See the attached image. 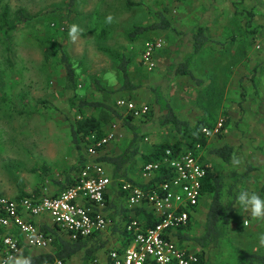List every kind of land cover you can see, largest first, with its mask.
<instances>
[{
    "label": "rangeland",
    "instance_id": "374dc122",
    "mask_svg": "<svg viewBox=\"0 0 264 264\" xmlns=\"http://www.w3.org/2000/svg\"><path fill=\"white\" fill-rule=\"evenodd\" d=\"M6 10L8 25L0 28V197L15 198L45 189L49 193L62 191L67 181L77 175L81 152L72 141L70 128L80 112L87 116L96 114L90 107L82 108L80 102L103 101L112 105L128 98L127 92L118 91L123 83L118 66L121 57H125L131 78L139 86L134 93L140 102L144 98L150 103L152 116L166 113L156 103V91L170 98L168 102L162 99L161 105L169 103L183 113L181 119L185 118L190 126L201 121L215 125L224 120V112H233L220 136L209 138L208 145L198 153L222 179V203L232 202L235 209L231 223L219 226L218 246L208 250L205 259L208 264H224L226 259H242L244 252L264 254L258 239L264 233V220L251 217L236 199L241 191L255 192L264 198V116H259L264 113L259 112L264 108L260 104L264 102V59L253 71L255 63L246 64L254 87L251 88L250 77L248 91L241 92L237 87V93H241L238 101L245 104L237 109L225 104L220 114L212 111V88L203 85L208 52L197 55L200 70L195 68L196 80L175 73L193 51L191 38L198 26L205 27L212 39L209 48L225 51V67L242 60L241 54L233 57L228 49L237 47L248 53L249 40L248 44L244 40L250 38L248 35L254 39L256 34L260 39L257 43L253 40L250 53L263 55L264 0H76L73 6L70 0H0V26ZM159 12L174 29L150 31L135 41L129 38L136 26L156 22ZM109 15L113 17L111 23L106 22ZM73 24L82 30L75 41L69 37ZM159 38L165 45L155 53L156 66L149 70L141 62L145 45ZM258 44L260 49L256 48ZM63 54L78 69L80 85L75 93L66 88ZM97 80L105 87V94L98 91ZM228 86L230 83L225 85L226 90ZM234 95L231 90L227 97L233 100ZM164 133L167 138L163 143H180L186 151L194 149L187 135L171 125ZM224 145L234 148L239 164L233 158L225 163L212 153ZM211 201V194H203L193 225L186 233L190 249L199 254L201 249L193 239L204 235ZM110 234L103 238L110 244L101 254L96 253L95 264H107L103 253L107 255L121 239L119 234ZM39 251L42 250L31 253ZM44 251L51 252L52 248ZM84 256L85 252H81L69 264H83Z\"/></svg>",
    "mask_w": 264,
    "mask_h": 264
},
{
    "label": "built area",
    "instance_id": "2783aa9c",
    "mask_svg": "<svg viewBox=\"0 0 264 264\" xmlns=\"http://www.w3.org/2000/svg\"><path fill=\"white\" fill-rule=\"evenodd\" d=\"M164 45L162 38L146 43L141 62L147 69L155 68L154 55ZM115 105L123 117L136 120L150 112L149 104L139 100L121 98ZM223 124L221 119L202 133L209 139L221 132ZM122 138L120 122L111 123L101 139L95 134L86 137L85 161L74 184L64 191L0 197V264H15L26 250L51 249L56 234L73 242L103 239L117 225L111 207L114 187L129 214L123 227L125 244L117 243L108 252L107 264H200L199 253L182 237L203 198L209 166L198 154L201 146L185 152L166 148L157 161L143 164L138 178L115 179L96 159ZM136 209L150 212L156 224L146 228L145 221L135 216Z\"/></svg>",
    "mask_w": 264,
    "mask_h": 264
},
{
    "label": "trees",
    "instance_id": "16d2710c",
    "mask_svg": "<svg viewBox=\"0 0 264 264\" xmlns=\"http://www.w3.org/2000/svg\"><path fill=\"white\" fill-rule=\"evenodd\" d=\"M75 3H76V0H70V6L75 5ZM7 17H8V11L6 10L2 16V25L0 26V28H5L8 25ZM157 17H158V20L150 25L136 26L134 30L129 33L128 35L129 38L132 41H135L140 35L148 33L150 31H156V30L165 31V30L174 29L172 23H170V21L165 17L163 12H159ZM252 34H255V32H253ZM263 36H264V33L262 37ZM248 37L250 38H245L244 40L245 42L249 40V45L247 46V49H248V52H250V50L253 49V47H251L254 42L253 40H255L257 43L260 39L259 40L257 39L258 36L256 34L254 35V39H252L251 36L249 35ZM211 43H212V39L207 34L206 28L203 26H198L195 29L194 33L192 34V38H191L193 54L191 53L192 54L191 56H188L187 59L183 63L179 64L176 67L175 72L177 76L189 77L192 80H196L195 74L192 71V62H193L192 58L196 55L202 54L204 49L205 48L207 49L208 45ZM247 49H244V50L246 51ZM260 55L261 54L254 55L252 58H250L249 63L259 62L258 64H261L263 57ZM113 56H115L116 58L121 57L120 55H113ZM124 58L125 57H121L120 60H122V62L118 66L119 71L123 77L122 86L118 89V91L127 92L128 99L138 100L137 99L138 97H136L134 91L137 90L139 86L133 82L130 72L128 70L129 61ZM255 58H258V60L255 61ZM61 64L64 66L66 70V77H65L66 88L71 90L74 93L77 92V89L80 85L77 67L71 61L70 57H68L66 54H63L61 56ZM96 84L98 85V91L101 94H105L106 89L105 87L101 86L100 81L97 80ZM197 84L201 85L200 82H197ZM156 92H157L156 93V103L160 106V109L166 111L165 113L166 115H164L163 119L161 120V124L171 125L176 131L180 133H184V135H187V138L189 139L190 144L194 147L193 150H196L198 145L201 146V149L205 148L208 145L209 139L205 137V135L202 133V129L205 127L214 128L216 124L214 125L210 123L209 121H201L195 126H190L188 121H184L178 116V114L170 106L169 103H165L163 107L161 105V100L164 98L159 91H156ZM115 104L109 105L103 101L80 102V106L82 108L90 107L94 111H96V114H93V115L91 114L90 116H87L83 111L80 112L78 119L70 128V134L72 137V141L76 145V147L79 148V151L81 152L80 159H79V166H81L82 163L85 161V157H84V147L85 146L84 145H85L86 137L92 134H95L99 139L103 138L108 133V132L106 133L107 126L112 122H120L121 130L127 127L131 131V134L133 135V138L128 144V146L126 148H121V151L123 150V152H121L120 154L118 155L110 154L109 151L107 152L106 150L108 147L107 146L103 150V152L100 153L99 157L96 159L97 162L102 163V165H104L107 168L110 175L113 174L111 175L113 177L115 175H119L123 173V175L119 178H129L128 170L137 164L136 160L138 158H141L140 159L141 164L155 162L160 158V155L163 153V151L166 148H171L178 152L186 151L183 149L180 143H175L172 145V144L165 142L162 144L160 143V144L154 145V149L151 153L142 155L140 153L139 148L137 147L139 129L135 125L134 122H138L140 120H142V122H146L150 120L152 116V112H153L152 106H150V103H148L150 106V112L148 113V115H146L145 119L136 120L131 116L123 117L119 113V111L116 110ZM223 116H224V124H223L222 130L225 128V126L229 124L228 113L224 112ZM216 136H220V133L217 134ZM120 141L124 143L123 139H120ZM117 142L119 141H114L111 144L117 143ZM111 144H109V146ZM212 153L216 157L221 159L223 162L230 163L234 155V148L230 145H224L220 148L215 149ZM67 183L68 185L63 186L62 191L68 189L74 184L72 180L69 182L67 181ZM221 189H222V179L219 176H217L209 167L208 174L205 180L203 181V194L212 195V201H211V205H210V208L207 214V219H206V230L204 232V235L193 239L194 242L201 249V253L199 254L200 264H205L206 252L218 246V237H219V229H220L219 226L222 223L230 224L233 218L234 212H235L234 203L231 202L229 205L228 204L224 205L222 203ZM26 195L27 194L21 195L19 197H23ZM135 216L138 217L139 220L145 221L146 228H151L156 224V221L153 219V215L146 210L136 209ZM192 224L190 226H192ZM190 226H189V229L191 228ZM123 227L120 228L119 225H116L114 229L111 231L113 236L116 234L120 235L121 246H124L125 244L124 237H123L124 236ZM117 229H119L121 232H118ZM187 238L189 237L185 235L182 237V240H187ZM109 244L110 242L108 240L96 239V238L88 239L86 241L73 242V241H70L56 234L51 252L42 250V251H39L38 253L32 254L31 251L33 250H26L20 256L19 259L21 260L23 259V263L24 261H28L29 264H52L56 260H62V261H66L69 263V261L73 257L77 256L81 252H85L83 264H95L96 262H95L94 256L96 255L98 250L105 248ZM110 250L111 249H109L108 252ZM35 251H38V250H35ZM241 258L244 261L248 262L249 264H264V254L244 252L242 253Z\"/></svg>",
    "mask_w": 264,
    "mask_h": 264
},
{
    "label": "crops",
    "instance_id": "0c3cea01",
    "mask_svg": "<svg viewBox=\"0 0 264 264\" xmlns=\"http://www.w3.org/2000/svg\"><path fill=\"white\" fill-rule=\"evenodd\" d=\"M209 46H210V44L208 45V48L207 49L205 48L203 51L204 54L208 52L209 57H208V61L204 65V67L206 68V73H204V75H205L204 77H206L205 78L206 81L204 80L205 82H204V84L203 83L202 84L204 86H206L207 89H209L210 87L212 88V90H211V92L213 91L211 93L212 95L210 94L211 99H213L210 103L214 106L212 111L220 114L221 113L220 110H223L222 107L225 106V104L226 105L228 104V106H230V107L235 106L237 109V107L239 105L241 106L242 104H245L244 102L240 103L238 101V96L241 95V93L240 94L237 93V87H238V90L239 89L241 90V92H243L244 90L248 91V89L250 87V85H248V83H250V82H252L251 88L254 87V85H253L254 78L252 79L253 76L251 77V76H249L248 73H246L247 65L250 62V58H252L253 55L250 52L244 54V51H240L239 48H237V47H233L231 49H228L230 52H232L231 54L233 57H235L238 54H241L242 60L239 63H235V65H229L228 64L225 67L226 61H225L224 57H222V56L226 55L225 51L222 50V48L212 49V48H209ZM192 54H193V52H192ZM260 56H262L264 59V54L260 55ZM210 57H212V59H210ZM196 58H197V55L192 58L193 59L192 71L193 72H195V68H198L200 70V67L197 65V61H196L197 59ZM260 59H262V58H260ZM256 60H258V58H255V61ZM254 63L255 64L252 65L253 66L252 71L257 68V63H259V62H254ZM196 77H197V75H196ZM249 77H250V82H247L249 80L248 79ZM224 79H226L225 83H224ZM229 83H230V87L228 86V89L226 90L225 85L227 86V84L229 85ZM233 86H235V87H233ZM232 87L234 89H231ZM229 89H231L235 93L233 100L228 99V97H227L229 91H231ZM135 94L137 95V93H135ZM210 95H209V97H210ZM162 96L167 102H168V100H170L168 95H162ZM260 98H261V96H260ZM145 101L146 100L143 98L142 102H145ZM146 103H149V102H146ZM260 104L263 105L264 102H261ZM263 111H264V108L263 109L261 108V110L259 112H263ZM175 112L181 118V115L183 113H180L179 111H176V110H175ZM230 113H231V110H230ZM232 113H231V115H232ZM231 115L228 114L229 117ZM234 115L237 116V113L234 112ZM262 115L264 116V113L259 114V116H262ZM163 116L164 115H161V117L152 116L151 119L149 120V122H147L144 125H139L136 122H134L135 125L139 129V137L137 139V147L139 148L140 153L142 155L151 153L154 149V145H157L160 143L162 144L164 141H166L167 137L164 136V134H165L164 130H165V128H168L169 125H162L161 124V120H162ZM182 119L185 120V118H182ZM110 125H111V123L107 126L106 133L109 131ZM122 135H123L122 139L124 140V142L126 140H128L129 136H132L131 131L127 127L122 129ZM148 137L151 138V141H149ZM132 138L133 137H131V139H129L128 143H123L122 141L119 140V142L111 144L110 146L107 147V149H106L107 152L109 151V153L112 155L120 154L121 152H123V150L121 151L120 147L122 146L123 148H126L128 146V144L130 143V141L132 140ZM118 147L120 148V151L115 152L114 149L118 148ZM136 158H138V157H136ZM140 159L141 158H138L136 160L137 164L128 170V172H129L128 176L129 177H131V178H138L139 177V175L141 173L142 166H143V164H141ZM111 175H113V174H111ZM122 175H123V173H121L119 175H115L114 178L115 179H121L119 177H121ZM73 179H74V177L71 180L73 181ZM51 192L52 193H58L60 191H51ZM111 197H112V201H111L112 206L111 207L113 209L112 217L116 221V224L119 225L120 228H122L124 226L125 219L127 218L129 213L124 209L121 200L118 198V193H117L116 187H114L111 190ZM117 212H119V213H117ZM49 231H51V230H49ZM110 238H112V236ZM117 243L119 245L120 240H119V242L117 241L116 243H114V245L116 246ZM102 250L103 249L98 250L97 253L101 254ZM103 257H104V259H107V255H105L104 253H103ZM19 258L17 259L15 264H18V262H20L21 259H19ZM98 259H100V256H98ZM224 262H225L224 264H228V263L249 264L248 262L244 261L243 259H226V261H224ZM21 263L24 264L23 261H21ZM205 264H208V259H206Z\"/></svg>",
    "mask_w": 264,
    "mask_h": 264
},
{
    "label": "clouds",
    "instance_id": "9594fccd",
    "mask_svg": "<svg viewBox=\"0 0 264 264\" xmlns=\"http://www.w3.org/2000/svg\"><path fill=\"white\" fill-rule=\"evenodd\" d=\"M113 17L109 15L106 18L107 23H111ZM82 30L79 28L78 25L73 24L70 26L69 29V37L75 41L78 38V34ZM233 162L235 164H239V160L233 155ZM237 203L241 205L245 211L249 212L251 217L259 220H264V198H261L257 193H249L248 191H241L237 195ZM246 224L247 221H244ZM259 243L261 246H264V233L259 234L258 236ZM19 264V262H18ZM24 264H29L28 261H24Z\"/></svg>",
    "mask_w": 264,
    "mask_h": 264
}]
</instances>
